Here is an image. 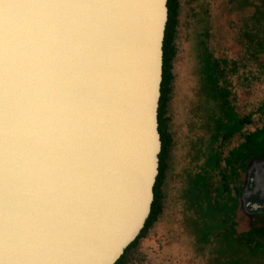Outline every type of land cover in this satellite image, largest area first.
Returning <instances> with one entry per match:
<instances>
[{"label":"water","instance_id":"1","mask_svg":"<svg viewBox=\"0 0 264 264\" xmlns=\"http://www.w3.org/2000/svg\"><path fill=\"white\" fill-rule=\"evenodd\" d=\"M167 0H0V264H114L151 210ZM264 224V151L239 193Z\"/></svg>","mask_w":264,"mask_h":264},{"label":"rangeland","instance_id":"2","mask_svg":"<svg viewBox=\"0 0 264 264\" xmlns=\"http://www.w3.org/2000/svg\"><path fill=\"white\" fill-rule=\"evenodd\" d=\"M182 1L169 104L181 150L176 148L167 176L163 214L129 264H264V238L223 220L236 157L229 152L264 124V0ZM236 120L241 127L223 140ZM186 126L188 140L203 138L206 144L210 137L211 165L218 164L211 166L212 195L204 201L209 205L200 211H193L192 193L185 190L190 166L182 154L191 142L183 137ZM263 137L254 134L252 143L237 148L238 161L256 153ZM213 203L223 210H213Z\"/></svg>","mask_w":264,"mask_h":264},{"label":"trees","instance_id":"3","mask_svg":"<svg viewBox=\"0 0 264 264\" xmlns=\"http://www.w3.org/2000/svg\"><path fill=\"white\" fill-rule=\"evenodd\" d=\"M182 0H167V22L165 26L164 31V38H163V64H162V80L160 84V98H159V104H158V113H157V120H158V132L161 134L160 140H161V150L158 154L159 158V165H158V174L156 176V181L153 186V200L151 203V210L150 213L145 221V224L143 228L140 230L137 237L124 249L121 256L114 262V264H129L132 261V257H134V253L137 251L140 241L144 238H146L150 232L153 230L155 225L160 220L163 209L165 206L166 201V172H164V169H166L169 165L170 161V153L172 148V138L168 137V139H164V132L165 130L168 132L169 128H171V116L169 115V104L172 98V91H173V84H174V60L178 53V47H177V34H178V28L181 23V17H182ZM215 97V96H214ZM223 99H217L218 104L222 102ZM221 104L226 105L227 102H222ZM241 120H236L234 122V126L230 130L229 133H225L223 136V139L228 138L231 136L233 131L236 129H239L241 127ZM256 135H264V124L261 126V128L255 129L252 133H249L245 136V141L240 144L238 148V152L242 148V146H247L253 141V136ZM214 138V137H213ZM264 151V137L262 145H260L256 151V153H253L252 156L249 158H252L254 156H258L261 152ZM234 152L232 155H236L235 160L236 163L238 161L237 155ZM167 153L168 157H165V154ZM212 153V152H211ZM215 153V152H214ZM219 156V153H215ZM166 159V161H165ZM218 159V158H217ZM248 159V158H247ZM246 159V160H247ZM246 160L241 161L240 164L244 165ZM217 162V160H216ZM166 165V166H165ZM213 167L218 166L211 165ZM214 169V168H213ZM221 172V171H220ZM224 192V190H223ZM238 194L239 190H237V193L235 195V199H233L232 204H225L228 205L229 208H226L228 210V215H225V220L230 219V214H235V212H241L239 202H238ZM213 199V198H212ZM231 201V200H230ZM218 204L219 202L216 201ZM213 210L215 211H221L223 208L219 207L218 205H215L213 203L212 205ZM227 218V219H226ZM251 229V230H250ZM247 228L242 231H249L256 233L260 238H264V225H258L255 228Z\"/></svg>","mask_w":264,"mask_h":264},{"label":"flooded vegetation","instance_id":"4","mask_svg":"<svg viewBox=\"0 0 264 264\" xmlns=\"http://www.w3.org/2000/svg\"><path fill=\"white\" fill-rule=\"evenodd\" d=\"M209 123V122H206ZM206 127L209 128L208 124H204ZM171 128H169L168 130L164 132V139H168V137L172 138V148H171V153H170V161H169V165L166 169H164V172H166V180H167V176L168 173L170 172V170L173 169V164H174V152L176 150V148L178 147V140H179V132H177V130L175 128H173V121L171 120ZM189 133V127L186 126L185 131L183 133V137H185L187 139L188 134ZM160 137L161 134L159 133ZM210 137H208L207 142L205 144V139L202 138H194L193 140H188L191 141L190 142V146L188 145V147H186V151H183V156L184 158H186V163H189L190 166V172L188 173V175L185 177L186 181L189 183V186L185 189L187 194L192 193V198H191V202H192V207H193V211H196L194 206L196 207L197 211H200L201 208L205 209L207 206L204 205V201L207 199V197H209V199H207V202H209V200L211 199V142H210ZM229 138V137H228ZM226 138V139H228ZM223 139V140H226ZM242 144V143H241ZM240 145V144H239ZM238 145V146H239ZM237 146V147H238ZM191 147V148H189ZM237 147L235 149H231L229 152V157L230 155H232L235 150L237 149ZM179 150L180 147H178ZM161 150V149H160ZM165 157L167 158L168 155L167 153L165 154ZM248 160H250V158H248L245 162L244 165L240 164L239 161H237L234 158L233 163H232V170H231V177H230V190H231V201L230 204H232L233 199H235V195L237 193V190H241L242 187V183H243V177H244V171L246 168V164L248 162ZM166 161V159H165ZM158 165H159V160H158ZM166 166V165H165ZM223 178V177H222ZM224 180V178H223ZM206 196V197H205ZM238 202H239V194H238ZM198 213H194V220H199V217H197ZM260 218L261 216H255L252 219V222L254 224L253 228L257 227L258 225H261L260 223ZM225 221V219H223ZM230 222L233 225V227L235 228L236 231H242L244 229H247L248 226V218L243 215L242 213L239 212H235V214H230ZM264 225V224H263ZM251 230V229H250Z\"/></svg>","mask_w":264,"mask_h":264}]
</instances>
